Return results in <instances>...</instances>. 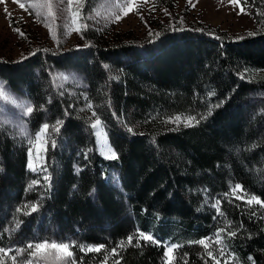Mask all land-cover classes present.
Segmentation results:
<instances>
[{"label": "trees", "instance_id": "16d2710c", "mask_svg": "<svg viewBox=\"0 0 264 264\" xmlns=\"http://www.w3.org/2000/svg\"><path fill=\"white\" fill-rule=\"evenodd\" d=\"M245 9L256 30L235 39L208 26L170 27L144 43L84 37L83 48L0 60V80L33 108L31 135L49 124L50 177L46 186L26 168L27 142L0 122V264L26 260L17 249L27 242H73L78 264H165L167 243L179 245L173 264H264V204L233 192L239 184L264 202V0H247ZM54 69L80 74L85 87L72 93ZM87 104L118 159L98 152ZM176 116L179 126L165 123ZM137 230L161 244L127 243ZM208 238L212 256L196 243Z\"/></svg>", "mask_w": 264, "mask_h": 264}, {"label": "rangeland", "instance_id": "374dc122", "mask_svg": "<svg viewBox=\"0 0 264 264\" xmlns=\"http://www.w3.org/2000/svg\"><path fill=\"white\" fill-rule=\"evenodd\" d=\"M85 1L0 0V60L16 62L36 51L59 53L83 48L88 45L89 39L84 37L94 36L96 41L112 45L122 41L144 43L159 33L160 29L170 27L208 26L215 29L218 34L224 33L231 39L256 30V24L246 9L247 14H240L239 7L230 4L229 0H173L171 7L163 6L156 0H136L134 7L132 0H97L93 8H84ZM21 3L25 4L27 10L19 7ZM129 7H133V11L128 12ZM77 11L80 15L74 16L73 13ZM17 29L24 35L21 36ZM86 30L90 33L84 36ZM52 75L57 84L68 85L72 93L76 87H85L82 76L71 70L54 69ZM27 107H31L28 99L10 90L4 81L0 80V122L7 124L26 142L31 139L35 145L36 134L32 136L27 127L28 114H22ZM93 113L89 104L83 107L82 114L91 125L97 120L100 121ZM187 120L188 118H185L184 122ZM93 130L96 144L98 139L100 141L97 144L98 152L108 158L109 148L112 150L113 148L109 144L101 121ZM45 137L47 134L42 133L40 142L46 145ZM28 159L35 168L33 172L41 173V177H44L46 175L43 167L44 152H39L33 147L32 155ZM111 177L117 181L116 171L112 172ZM168 245L174 244H165ZM91 246L97 245H88L86 249ZM63 256L64 254L58 250L49 248L46 252L34 254L31 262L62 264ZM12 260L10 258V261ZM75 264L78 263L75 261Z\"/></svg>", "mask_w": 264, "mask_h": 264}, {"label": "snow or ice", "instance_id": "6c2138e0", "mask_svg": "<svg viewBox=\"0 0 264 264\" xmlns=\"http://www.w3.org/2000/svg\"><path fill=\"white\" fill-rule=\"evenodd\" d=\"M135 2L136 0H132V4L133 7L135 6ZM230 4H232L233 6H238L240 9V14H247L245 12V8L247 7V0H245L244 4H241V0H229ZM194 6V5H193ZM19 7L21 9H26L25 4L21 3L19 4ZM50 7V5H49ZM133 7H129L128 8V12L133 11ZM27 10V9H26ZM127 14V13H125ZM137 14H139V10L137 9ZM74 16H79L80 13L79 11L73 13ZM17 31L19 32V29H17ZM19 34L21 36H23L24 34L22 32H19ZM242 79L244 77H241ZM85 100H87V97H85ZM218 106V105H217ZM89 107H91V105H89ZM33 112V108L32 107H27L24 111V113L22 114H31ZM209 115L211 114V112L208 113ZM93 115H95V113H93ZM206 116H202L201 119H206ZM195 120V117H189L186 125L185 126H190L191 125V121ZM181 122V117L180 116H176L173 119H169L166 120L165 123H175L177 124V126H179V123ZM59 123V122H57ZM100 123L99 120L96 121V123H93L91 125L92 129H96L97 125ZM54 131L58 132L59 131V127H55L53 129ZM49 131V124L47 122L43 123L42 125V129H37V133L35 136L36 139V143L35 145H33L32 140L29 139L27 141L28 147L26 149V156L27 157H31L32 155V149L33 147H35V149L39 152H46L47 151V146L40 142V136L42 133H47ZM128 131L131 132L132 129L129 127ZM97 135H99L97 133ZM47 138V137H45ZM100 141L99 139L97 140V144H99ZM52 146L55 147V140H52ZM109 159H118V156L116 154L115 151H113L111 148H109ZM26 168L35 171V168L33 167V164L31 162L30 159H28L26 161ZM41 171H43V169H41ZM43 179L46 181V186H50V177L46 174ZM244 189L242 188L241 185L237 184L235 186L234 189V194H235V198L236 199H245L246 203L251 205V204H256V205H262L264 204V202L260 201L259 199H257L255 196H252L250 199L247 196L242 195L244 193ZM92 192L94 193V189L92 190ZM219 204V200H217L215 203H213V207H217ZM32 211H36V207L33 206L32 207ZM220 215H223V213H220ZM230 235H235V232H231ZM135 237L136 241L139 242L140 240H143L146 243H152V244H156V245H160L161 242L155 240L154 236L152 234H146L145 232L141 231V230H137L134 234L129 235L127 237V243L131 244L133 238ZM211 239L214 238H208V239H201L199 241H197L196 243H198L199 245L203 246L204 249L206 250V256H212L213 252L211 251H207L209 244L211 242ZM125 243V241H120L119 245L117 248H114L111 250V252L114 254L118 251V248L120 245H123ZM76 245L73 242H61V243H49V242H27L24 246H22L21 248L17 249V252L19 253H24L25 251L28 253V256L26 258V260H22L19 262V264H32L31 262V257L36 254V253H43L46 252L49 248L51 249H56L59 252L63 253L64 256L62 257V264H75L74 261V257H73V252L70 250L72 247H75ZM103 246H91L87 249H84L83 245H80L81 250H86V251H91V252H96L99 253L101 251V248ZM166 247V251L165 253H163V255L165 256L166 259V264H173V253L175 252V250L179 247V245H168L165 246ZM216 251V255L217 256H222L224 255L225 249L224 248H218L215 249ZM4 252L3 249H0V253ZM230 255V254H229ZM184 258L182 257V260ZM113 264H116V261L113 262Z\"/></svg>", "mask_w": 264, "mask_h": 264}]
</instances>
